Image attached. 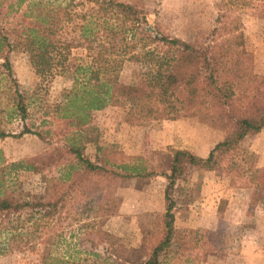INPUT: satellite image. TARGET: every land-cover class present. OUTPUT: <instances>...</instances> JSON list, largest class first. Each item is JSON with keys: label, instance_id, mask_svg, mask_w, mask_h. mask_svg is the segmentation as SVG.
<instances>
[{"label": "trees", "instance_id": "obj_1", "mask_svg": "<svg viewBox=\"0 0 264 264\" xmlns=\"http://www.w3.org/2000/svg\"><path fill=\"white\" fill-rule=\"evenodd\" d=\"M237 1L250 3L255 16L264 19V0ZM223 4H218L204 37L187 41L154 26L148 30L141 12L120 0H11L8 4L0 0L4 19L0 21V139L31 134L46 147L39 156L12 161L0 150V255L42 241L43 232L58 224L61 208H76L64 213L79 229L93 231V222L85 219L91 206L69 203L74 192L85 188L84 180L105 175L126 180L152 174L141 158L121 152H107L93 160L85 156L80 133L89 113L111 102L125 103L135 120L182 114L223 132L205 156L171 150L163 174V212L152 226L140 228L135 250L143 260L126 264H162L167 257H186L193 247L190 240L203 243L213 234L174 227L175 213L189 199L175 194L184 181L185 166L217 170L224 165L232 183L240 180V185L250 189V205L264 203V165H254L253 154L238 148L246 135L258 132L264 124V78L253 69L239 19H230ZM73 49L81 53L72 55ZM12 51L24 52L34 73L47 81L70 71L71 84L61 91V100L44 104L36 118L31 117L13 74ZM125 62L145 65L148 71L138 82L126 83L119 77ZM14 121L19 124L16 132L10 129ZM20 172L38 175L40 191L24 190L18 180ZM94 232L112 245L111 234L99 227ZM214 245L200 249L213 251ZM110 249L115 253V248ZM106 260L90 264H113ZM38 264L80 263L71 254L46 249Z\"/></svg>", "mask_w": 264, "mask_h": 264}, {"label": "rangeland", "instance_id": "obj_2", "mask_svg": "<svg viewBox=\"0 0 264 264\" xmlns=\"http://www.w3.org/2000/svg\"><path fill=\"white\" fill-rule=\"evenodd\" d=\"M120 1L141 12L148 30L152 31L154 26L187 41L204 37L213 23L218 4L224 3L222 8L226 15L239 19L246 50L253 58V69L264 78V19L255 16L250 3L237 0ZM5 2L8 4L11 0ZM71 52L72 55L81 53L80 49ZM10 61L32 118L39 116L38 110L44 104L59 102L61 91L71 84L69 69L55 74L49 81L37 76L24 52L12 51ZM147 71L145 65L125 62L119 77L126 83L138 82ZM130 116L122 102H111L100 110L91 111L80 133L84 154L90 160L101 158L107 152L139 157L152 174L126 180L106 175L84 180L85 188L74 192V200L69 203L73 202L75 207L85 203L91 206L85 219L93 222V231L79 229L64 213L76 208H61L58 224L43 232L42 241L37 239L35 246L1 254L0 264H38L40 253L46 249L58 255L71 254L80 264L99 263L104 257L107 263L113 264L143 260L135 250L140 244V228L152 226L163 212V174L167 171L171 150L186 149L205 156L222 138L223 132L182 114L171 119L145 121ZM10 129L16 132L19 124L12 122ZM44 148L45 144L31 134L0 139V150L8 161L39 156ZM238 148L240 152L253 154L254 165H264V124L258 132L246 135ZM18 180L29 192H39L42 186L38 175L30 172H20ZM239 183L240 180L230 181V173L224 165L217 170L185 166L184 181L179 182L180 188L175 194L189 199L186 206L175 213L174 227L213 234L205 237L208 241L203 243L190 240L189 245L193 247L186 257H167L162 264H264V203L250 205V189ZM106 207L108 211L102 216ZM98 227L112 235V245L108 246L99 233L94 232ZM213 244L216 247L213 251L200 249ZM110 248H115V253Z\"/></svg>", "mask_w": 264, "mask_h": 264}, {"label": "crops", "instance_id": "obj_3", "mask_svg": "<svg viewBox=\"0 0 264 264\" xmlns=\"http://www.w3.org/2000/svg\"><path fill=\"white\" fill-rule=\"evenodd\" d=\"M264 164V163H263Z\"/></svg>", "mask_w": 264, "mask_h": 264}]
</instances>
